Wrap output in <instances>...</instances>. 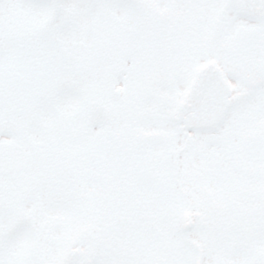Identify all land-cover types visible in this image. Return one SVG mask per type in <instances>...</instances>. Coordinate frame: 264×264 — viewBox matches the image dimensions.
Instances as JSON below:
<instances>
[{
	"label": "snow or ice",
	"instance_id": "6c2138e0",
	"mask_svg": "<svg viewBox=\"0 0 264 264\" xmlns=\"http://www.w3.org/2000/svg\"><path fill=\"white\" fill-rule=\"evenodd\" d=\"M0 264H264V0H0Z\"/></svg>",
	"mask_w": 264,
	"mask_h": 264
}]
</instances>
